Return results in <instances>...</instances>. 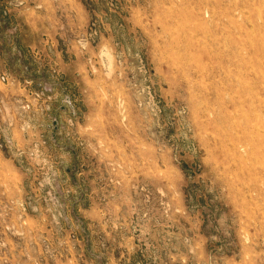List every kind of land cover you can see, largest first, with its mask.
Segmentation results:
<instances>
[{"label":"rangeland","instance_id":"obj_1","mask_svg":"<svg viewBox=\"0 0 264 264\" xmlns=\"http://www.w3.org/2000/svg\"><path fill=\"white\" fill-rule=\"evenodd\" d=\"M0 264H264V0H0Z\"/></svg>","mask_w":264,"mask_h":264}]
</instances>
